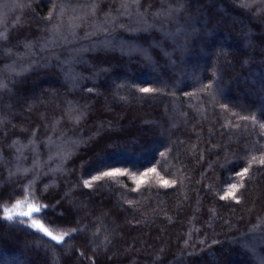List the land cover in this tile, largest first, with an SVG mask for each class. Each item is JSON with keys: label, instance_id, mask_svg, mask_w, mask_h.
<instances>
[{"label": "trees", "instance_id": "1", "mask_svg": "<svg viewBox=\"0 0 264 264\" xmlns=\"http://www.w3.org/2000/svg\"><path fill=\"white\" fill-rule=\"evenodd\" d=\"M61 2L72 6L62 31L79 24L76 39L41 51L47 29L61 22L44 19L52 0H0V31L9 30L0 74L11 89L0 93L7 121L0 126V263L258 264L264 0H247L251 8L242 0H186L175 21L152 16L161 0H140L155 23L148 30L119 15L121 0H94V16L78 7L93 0ZM73 8L82 19L69 20ZM109 12L117 26L87 35ZM28 41L34 55L7 54L23 53ZM13 62L17 71L32 67L16 76L5 68ZM14 140L28 146L19 161ZM18 165L31 171L16 172ZM240 183L239 203L220 199Z\"/></svg>", "mask_w": 264, "mask_h": 264}, {"label": "snow or ice", "instance_id": "2", "mask_svg": "<svg viewBox=\"0 0 264 264\" xmlns=\"http://www.w3.org/2000/svg\"><path fill=\"white\" fill-rule=\"evenodd\" d=\"M186 0H161L162 7L158 9L156 12L152 13V16L154 18H160L162 21L163 20H171L175 21L178 15L183 11L184 9V4ZM173 3L179 5L178 7H174ZM53 8L50 10L49 14L47 17L44 19L48 22L51 23L53 19L60 20L61 22L58 24H53V26L50 29H47L48 35L46 37L41 38V42L39 43V48L41 51H44L49 48H55L59 47L61 44H67L70 43L71 41L69 40V35H71L72 39H76L75 36V31L74 29L76 27H79V24L76 23H70L69 24V31L64 32L62 31V17L65 14L66 9L69 7H72L69 3L67 2H61V0H52ZM242 5L246 8H251L252 5L247 2V0H242ZM78 7H87L89 11L85 13V15H95L97 4L94 2L88 4V5H79ZM58 9V11H57ZM73 15L69 17L70 21H75L78 19H82L77 11V8H73ZM260 11V10H258ZM120 16H127L130 18H135L137 23H142L144 25V28L142 30H148L150 28L155 27V23H149L147 19V14L143 13L140 11V0H121V5L120 9L118 10ZM119 17H112L111 13H107L105 15V20L103 24H96L93 26V29L87 33V35H94L96 32L99 31H107V29L104 27L105 24H110L111 27H116V20ZM4 23V16L0 14V25H3ZM19 23V20L17 21ZM15 26V25H14ZM120 27H126V25H119ZM161 29L163 30V24H161ZM8 32L9 30L5 28L4 30L0 31V42L6 41L8 37ZM169 35H171L169 33ZM112 41H106V43H111ZM35 43L32 41L25 42L24 48L25 51L23 53H13L11 48H8L7 54L9 55H17L18 57L22 58H27L29 56L34 55L32 52L33 47H35ZM0 51H5L2 47H0ZM74 53L78 54V50H74ZM34 63V62H33ZM63 63H70V61H64ZM32 67V64H29L27 67H21L19 71H17V65L15 62H13L10 65H6L5 68L10 74H14L16 76L23 74L24 72L28 71ZM69 78H71L70 71L68 73ZM205 88H208L211 90L213 85H206L204 86ZM4 91L11 92V89L9 88L8 83L5 82V78L3 77L2 74H0V93H3ZM91 91V89L89 90ZM140 92L142 93H154L158 92L159 89L156 88H148V87H142L139 89ZM241 119H248V117H241ZM6 119L3 116V114H0V126H3L6 123ZM264 127V125H262ZM32 137H35V132L32 133ZM29 145H33V150H34V139H29ZM19 145V147H17ZM12 147L16 148V151L18 153L16 159L19 161L20 159H23V151L25 148H27V145H22L19 140H14L12 142ZM59 155V153H58ZM161 155H165L164 153H161ZM255 159V157H253ZM260 163L264 164V159L260 160ZM251 166V165H249ZM31 171V169L27 168H21L19 165L16 168V172H28ZM249 168H244L242 173H238L241 177H244L248 174ZM15 174V173H12ZM118 174V172H105L103 173L104 176H113ZM97 179V177H93V180ZM176 182L172 181L171 185H174ZM164 185L171 186L168 181L164 182ZM84 186L85 187H90L91 182L85 180L84 181ZM231 191L227 192L224 196H221L220 199H232L236 203L240 202V197L236 195L237 192L240 191L241 188L244 187L243 183L240 184H232L231 186ZM30 207L31 212H37L40 211L38 208H32ZM24 215H28V213H25ZM3 219H6L8 221H13V217L11 215L5 216ZM19 223L23 224L24 222L21 220ZM33 226H36V222L33 221ZM41 231L44 232L45 235L51 237L52 240H56L58 243L64 239V236H52L51 232H48L47 229H40ZM64 235H68V233H65ZM243 247H247V244L245 243L242 245ZM213 258H215V254H211ZM257 259L258 264H264V256H257L255 257ZM217 264H219V261H217Z\"/></svg>", "mask_w": 264, "mask_h": 264}, {"label": "rangeland", "instance_id": "3", "mask_svg": "<svg viewBox=\"0 0 264 264\" xmlns=\"http://www.w3.org/2000/svg\"><path fill=\"white\" fill-rule=\"evenodd\" d=\"M4 183H6V182H4ZM10 260H12L13 264H21V262H19L17 258H11ZM7 262L8 261L4 258V259H2V262L0 264H7Z\"/></svg>", "mask_w": 264, "mask_h": 264}]
</instances>
